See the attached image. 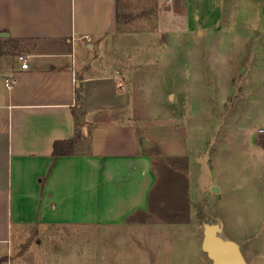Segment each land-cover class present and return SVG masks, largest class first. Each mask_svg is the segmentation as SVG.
I'll use <instances>...</instances> for the list:
<instances>
[{
  "label": "crops",
  "instance_id": "obj_1",
  "mask_svg": "<svg viewBox=\"0 0 264 264\" xmlns=\"http://www.w3.org/2000/svg\"><path fill=\"white\" fill-rule=\"evenodd\" d=\"M172 1L185 21L179 34L190 41L227 33L240 50L258 53L260 66L241 85L247 96L264 88V0ZM225 15L232 19L229 27ZM117 30V0H0V33L7 34L0 37V264H26L32 244L50 249L56 245L50 235L69 228H146L157 175L147 138L144 146L145 128L133 119L84 123L106 102L91 103L100 88L88 76L90 64H78L74 53L111 46ZM19 54L27 57L26 69ZM7 78L15 81L10 90ZM228 83L234 91L235 83ZM257 133L249 135L253 147L242 149L248 151L242 157L234 156L235 147L221 149L233 155V164L228 158L215 166V158L196 154L199 171L187 187L195 189L196 206L207 201L208 221H199L202 206L199 212L190 204L197 213L195 223L180 227L191 234L183 239L190 244L181 264L191 256L193 264H214L203 250L208 227L212 238L236 246L243 264H264V129ZM72 139V155L52 156L54 142ZM204 165L209 189L200 182Z\"/></svg>",
  "mask_w": 264,
  "mask_h": 264
},
{
  "label": "rangeland",
  "instance_id": "obj_2",
  "mask_svg": "<svg viewBox=\"0 0 264 264\" xmlns=\"http://www.w3.org/2000/svg\"><path fill=\"white\" fill-rule=\"evenodd\" d=\"M117 8V41L74 53L78 64H90L88 76L100 88L89 98L91 103L106 102L84 123L139 120L146 133L142 138L148 139L154 152L153 213H149L145 229L69 228L64 234L50 235L56 245L43 250L32 244L26 264H181L190 244L183 239L191 234L180 233V227L195 223L193 213H197L189 211L190 206L199 212L202 206L199 221H208L207 201L196 206L195 189L193 194L187 187L194 184L199 171L193 164L196 154L202 151L204 157L215 158V166L228 158L233 164V155L221 149L235 147L234 156L242 157L248 152L242 149L253 147L249 135L255 138L264 129V88L247 96L249 91L241 85L250 69L260 66L258 53H249L247 46L243 52L227 33L190 41L179 34L185 21L172 0H117ZM229 20L225 15L227 27ZM231 81L234 91L227 89ZM229 93L230 99L226 97ZM208 172L204 165L203 189H209ZM261 186L264 190L263 183ZM20 252L16 243L14 254ZM193 263L191 256L187 264Z\"/></svg>",
  "mask_w": 264,
  "mask_h": 264
},
{
  "label": "water",
  "instance_id": "obj_3",
  "mask_svg": "<svg viewBox=\"0 0 264 264\" xmlns=\"http://www.w3.org/2000/svg\"><path fill=\"white\" fill-rule=\"evenodd\" d=\"M7 34L0 33V37H6ZM97 113H91L88 116V121H91ZM144 146L148 145V141L144 140ZM216 191V189H213ZM213 246H220L226 248L222 250H215ZM203 250L207 252L209 257L213 260L214 264H243L242 258L236 248L232 243H222L216 238H212L211 228L208 227L205 233V238L203 241ZM227 251V252H226Z\"/></svg>",
  "mask_w": 264,
  "mask_h": 264
},
{
  "label": "trees",
  "instance_id": "obj_4",
  "mask_svg": "<svg viewBox=\"0 0 264 264\" xmlns=\"http://www.w3.org/2000/svg\"><path fill=\"white\" fill-rule=\"evenodd\" d=\"M75 144H76V139L54 142L52 156L54 158H57L60 156L72 155L74 153Z\"/></svg>",
  "mask_w": 264,
  "mask_h": 264
},
{
  "label": "built area",
  "instance_id": "obj_5",
  "mask_svg": "<svg viewBox=\"0 0 264 264\" xmlns=\"http://www.w3.org/2000/svg\"><path fill=\"white\" fill-rule=\"evenodd\" d=\"M17 60L20 63L21 69H26L28 67V62H27V57L23 54H19L17 56ZM14 79L13 78H7L5 79V88L6 90H10L14 84Z\"/></svg>",
  "mask_w": 264,
  "mask_h": 264
}]
</instances>
